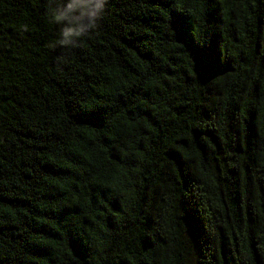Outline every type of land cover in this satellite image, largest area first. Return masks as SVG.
<instances>
[{"label": "trees", "instance_id": "1", "mask_svg": "<svg viewBox=\"0 0 264 264\" xmlns=\"http://www.w3.org/2000/svg\"><path fill=\"white\" fill-rule=\"evenodd\" d=\"M0 264H264V0H0Z\"/></svg>", "mask_w": 264, "mask_h": 264}]
</instances>
